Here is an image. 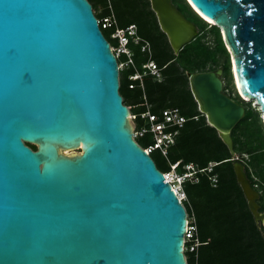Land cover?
<instances>
[{
	"label": "water",
	"instance_id": "obj_1",
	"mask_svg": "<svg viewBox=\"0 0 264 264\" xmlns=\"http://www.w3.org/2000/svg\"><path fill=\"white\" fill-rule=\"evenodd\" d=\"M149 1L176 53L196 23L172 0ZM187 1L220 27L240 100L221 66L187 72L189 87L264 237L259 191L232 158L231 134L243 95L264 123V0ZM119 86L90 1L0 0V264H187L186 208L134 137Z\"/></svg>",
	"mask_w": 264,
	"mask_h": 264
},
{
	"label": "trees",
	"instance_id": "obj_2",
	"mask_svg": "<svg viewBox=\"0 0 264 264\" xmlns=\"http://www.w3.org/2000/svg\"><path fill=\"white\" fill-rule=\"evenodd\" d=\"M88 1L91 2L92 8L94 3L105 6L101 14H95L96 17L109 14L111 10L117 18L118 25L135 23L137 33L148 39L151 44L150 54L141 50L139 44L131 45L133 64L123 69L119 77V91L130 111L139 113L148 108L151 112H159L164 107L177 106L187 117L166 154L170 162L180 160L177 167L179 171L185 170V164L192 163L198 176L197 181L186 180L184 183L187 199L183 204L187 212L194 214L199 238L196 251L185 250L187 264H264L262 227L254 219L236 180L233 160L227 145L216 128L206 121L205 115L198 109L188 83L187 72L221 66L222 77L226 79L224 89L233 86L229 52L220 27L201 18L186 0H172L186 17L200 27L195 37L175 53L166 34L159 27L149 0ZM102 31L112 43L109 30L102 28ZM123 58L124 55H120L118 60ZM149 58L160 67L163 77L153 78V75L145 72L142 74L141 86L138 79H131L128 76L135 70L143 72L142 64ZM233 97L240 100L237 93ZM194 115H197V118H194ZM137 120L139 124L143 121L139 116ZM231 134L234 150L239 155L238 160L244 163L247 176L253 185L255 183L261 185L258 201L259 209L262 210L264 123L260 111L246 104L245 114L232 128ZM136 140L144 147L152 141V135L146 132ZM29 145L35 147L31 143ZM152 152L150 154L154 159ZM242 153H246L247 157L245 158ZM210 161L214 164L208 170L204 167L208 166ZM155 164L162 172L170 167L169 163L158 165L155 161ZM213 174H216L217 178L215 185L210 180Z\"/></svg>",
	"mask_w": 264,
	"mask_h": 264
},
{
	"label": "built area",
	"instance_id": "obj_3",
	"mask_svg": "<svg viewBox=\"0 0 264 264\" xmlns=\"http://www.w3.org/2000/svg\"><path fill=\"white\" fill-rule=\"evenodd\" d=\"M97 21L101 29L104 28L109 30V35L113 39V42L110 43L111 49L117 57L119 68L123 65L129 66L133 64L132 44H139L141 50L150 51L148 41L137 33L135 23H129L124 26L118 25L117 18L112 11L109 14L97 17ZM120 55H124V58L118 60ZM142 67L144 68L143 72L135 70L134 73L129 75L131 79H138L139 85L141 86L143 73L148 72L157 78L161 75L160 68L152 58L144 62ZM131 85L132 84H130V86ZM130 116L132 118H137V116H139L143 120L138 130L140 135L146 132H150L152 135V141L143 148L149 153L159 149L163 155L167 154L169 146L175 142L180 127L183 126L187 119L176 106L164 107L159 112H151L147 108L139 113L130 112ZM193 117L197 118V115ZM136 134L137 132L135 131V135ZM243 156L246 158L247 154L243 153ZM232 158L238 159L239 155L235 154ZM179 161L180 160L174 162L168 161L170 167L163 171V174L165 179L169 181L171 186L175 189L179 200L183 202V200L187 198L184 183L186 180L197 181L198 176L196 175V170L192 163L185 164V170L179 171L177 169ZM213 164L214 162L210 161L208 166L204 168L210 170ZM204 168H200V170ZM210 180L211 183L215 185L217 181L216 174L210 176ZM254 186H256V183ZM198 242L199 238L195 219L187 217L186 230L184 232V250L196 251Z\"/></svg>",
	"mask_w": 264,
	"mask_h": 264
},
{
	"label": "rangeland",
	"instance_id": "obj_4",
	"mask_svg": "<svg viewBox=\"0 0 264 264\" xmlns=\"http://www.w3.org/2000/svg\"><path fill=\"white\" fill-rule=\"evenodd\" d=\"M104 7L101 3H94V6H93V11L95 14H101L104 10ZM111 12V10H110ZM207 27H209V24H207ZM197 29L198 31L200 30V27L197 25ZM127 67V65H123L122 67L119 68V77H121V74L123 72V69H125ZM122 71V72H121ZM161 71V70H160ZM130 78V76H128ZM153 78H156L155 76H152ZM162 77V74L159 76V78ZM224 85L226 84V79H224ZM130 85V84H129ZM226 92L229 93L230 95L232 96H235V94L237 93L234 85L232 87H228V88H225ZM246 102L245 103V106L246 104H250V106L254 107V108H258L257 105L255 104V101L254 100H246L244 101ZM149 106V104L147 105ZM141 118V117H140ZM130 121L133 125V130H134V135H135V131L137 132V134L134 136L135 138L141 136L139 133H138V130H139V126L140 124L138 123V120L137 118H130ZM207 121V120H206ZM143 122V121H142ZM80 149H72L70 150V152H79ZM235 154H238L237 152H235ZM152 155L155 159V161L157 162L158 165H166L168 164V157L166 155H163L159 149H156L152 152ZM243 155V153H242ZM235 160H238V159H235ZM244 164V163H243ZM245 166V165H244ZM253 178H255V176L252 174ZM251 181V180H250ZM252 183V182H251ZM255 187V186H254ZM256 188L259 190V197H260V191H261V185L259 183H256ZM187 199V198H186ZM186 199L183 200V202H186ZM259 200V198L257 199ZM259 202V201H258ZM260 210V209H259ZM187 217L188 218H192V219H195L194 217V214L192 212H187Z\"/></svg>",
	"mask_w": 264,
	"mask_h": 264
},
{
	"label": "flooded vegetation",
	"instance_id": "obj_5",
	"mask_svg": "<svg viewBox=\"0 0 264 264\" xmlns=\"http://www.w3.org/2000/svg\"><path fill=\"white\" fill-rule=\"evenodd\" d=\"M136 29H137V25H136ZM103 32V31H102ZM104 34V33H103ZM106 37V36H105ZM142 37V36H141ZM143 38V37H142ZM145 39V38H144ZM147 41H148V43H149V54L151 53V44H150V42H149V40L148 39H146ZM159 67V66H158ZM160 68V67H159ZM160 73H161V71H160ZM162 74V73H161ZM163 77V76H162ZM161 77V78H162ZM157 78V77H156ZM161 78H157V79H161ZM144 97H145V95H144ZM177 107V106H176ZM180 110V109H179ZM30 147H32L33 149L35 148V147H33L32 145H30ZM264 209V208H263Z\"/></svg>",
	"mask_w": 264,
	"mask_h": 264
},
{
	"label": "bare ground",
	"instance_id": "obj_6",
	"mask_svg": "<svg viewBox=\"0 0 264 264\" xmlns=\"http://www.w3.org/2000/svg\"><path fill=\"white\" fill-rule=\"evenodd\" d=\"M187 1V0H186ZM188 2V1H187ZM208 20H210V21H213V20H211L210 18H207ZM243 98H245L246 100H249V98L247 97V96H245V95H243ZM256 102V101H255ZM63 152H65V153H70V149H64L63 150Z\"/></svg>",
	"mask_w": 264,
	"mask_h": 264
}]
</instances>
